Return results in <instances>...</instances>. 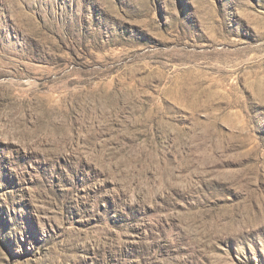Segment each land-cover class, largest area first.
I'll list each match as a JSON object with an SVG mask.
<instances>
[{"label":"rangeland","instance_id":"374dc122","mask_svg":"<svg viewBox=\"0 0 264 264\" xmlns=\"http://www.w3.org/2000/svg\"><path fill=\"white\" fill-rule=\"evenodd\" d=\"M0 264H264V0H0Z\"/></svg>","mask_w":264,"mask_h":264}]
</instances>
